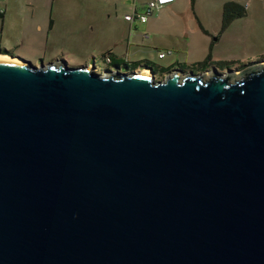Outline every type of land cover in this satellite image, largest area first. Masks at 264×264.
<instances>
[{"label":"water","instance_id":"1","mask_svg":"<svg viewBox=\"0 0 264 264\" xmlns=\"http://www.w3.org/2000/svg\"><path fill=\"white\" fill-rule=\"evenodd\" d=\"M10 54L0 264H264V59L156 78Z\"/></svg>","mask_w":264,"mask_h":264},{"label":"rangeland","instance_id":"2","mask_svg":"<svg viewBox=\"0 0 264 264\" xmlns=\"http://www.w3.org/2000/svg\"><path fill=\"white\" fill-rule=\"evenodd\" d=\"M144 1L0 0V13L6 9L3 25L0 18V45L9 49V55L15 53L36 64L92 63L100 72L107 67L132 69L124 60L135 61L138 65L133 68L149 60L156 67V78L175 67L238 71L264 59V0H237L246 12L224 27L225 0H173L155 7L147 20L124 16L133 3ZM36 21L43 23L41 29ZM161 49L164 55H159Z\"/></svg>","mask_w":264,"mask_h":264},{"label":"trees","instance_id":"3","mask_svg":"<svg viewBox=\"0 0 264 264\" xmlns=\"http://www.w3.org/2000/svg\"><path fill=\"white\" fill-rule=\"evenodd\" d=\"M245 12H246V7L243 3L237 0H225L223 2V8H222V17H221L222 27L226 26L234 17L241 15ZM108 53L110 54V51H108ZM114 63L120 66L121 62L114 60ZM122 63L129 68H133L138 65L135 61L129 62L128 60H124ZM143 65L152 66L154 71L156 70L154 63H150L149 60H146V62H144Z\"/></svg>","mask_w":264,"mask_h":264},{"label":"built area","instance_id":"4","mask_svg":"<svg viewBox=\"0 0 264 264\" xmlns=\"http://www.w3.org/2000/svg\"><path fill=\"white\" fill-rule=\"evenodd\" d=\"M168 0H147L140 6H138L136 3L132 6V10L126 11L124 16L127 19H136L139 18L141 20H145L149 13L153 11L155 7H158L159 5L163 4ZM165 50L161 49L159 50V55H164ZM107 58H109L110 54L106 53Z\"/></svg>","mask_w":264,"mask_h":264},{"label":"crops","instance_id":"5","mask_svg":"<svg viewBox=\"0 0 264 264\" xmlns=\"http://www.w3.org/2000/svg\"><path fill=\"white\" fill-rule=\"evenodd\" d=\"M168 1H173V0H168ZM168 1H166V2H168ZM145 2V1H144ZM166 2H164V4L166 3ZM224 2V1H223ZM135 3H133L132 4V6L134 5ZM143 4V3H142ZM141 4L139 3L138 4V6H140ZM161 5H163V4H161ZM5 16H6V9L4 10V12H1L0 13V18H1V22H2V25L4 24V20H5ZM148 19V16H147V18H146V20ZM133 20H135V19H133ZM43 23L42 22H40V21H36V26L38 27V28H42V25ZM50 24H53V21L51 20L50 21ZM131 25H135V26H137L138 24H131ZM202 28L203 29H205V31L207 32V33H210L211 31H210V29L206 26V25H203L202 24ZM186 34H189V31H186L185 32ZM5 52H9V49H6L5 50ZM9 54V53H8ZM198 60H200V61H202L201 59H198ZM204 60V59H203Z\"/></svg>","mask_w":264,"mask_h":264},{"label":"bare ground","instance_id":"6","mask_svg":"<svg viewBox=\"0 0 264 264\" xmlns=\"http://www.w3.org/2000/svg\"><path fill=\"white\" fill-rule=\"evenodd\" d=\"M0 58H17V56L0 53ZM142 70L148 71V67H145Z\"/></svg>","mask_w":264,"mask_h":264},{"label":"flooded vegetation","instance_id":"7","mask_svg":"<svg viewBox=\"0 0 264 264\" xmlns=\"http://www.w3.org/2000/svg\"><path fill=\"white\" fill-rule=\"evenodd\" d=\"M6 49H7L6 47L0 45V53H9V52H5ZM151 68H152V66H151Z\"/></svg>","mask_w":264,"mask_h":264}]
</instances>
